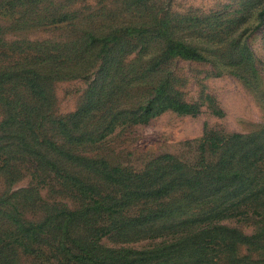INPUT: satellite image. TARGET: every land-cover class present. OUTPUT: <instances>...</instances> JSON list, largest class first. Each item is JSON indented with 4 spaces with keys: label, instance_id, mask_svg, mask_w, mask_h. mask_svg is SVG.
I'll return each instance as SVG.
<instances>
[{
    "label": "trees",
    "instance_id": "trees-1",
    "mask_svg": "<svg viewBox=\"0 0 264 264\" xmlns=\"http://www.w3.org/2000/svg\"><path fill=\"white\" fill-rule=\"evenodd\" d=\"M75 1L0 0V264H264V122L205 128L193 158L158 153L139 169L105 150L116 130L199 112L176 87V59L254 83L264 58L247 38L264 34V0L223 10L205 45L190 36L216 28L207 15L162 0L81 13ZM60 23L64 37L24 33ZM73 78L86 85L58 112L55 82Z\"/></svg>",
    "mask_w": 264,
    "mask_h": 264
},
{
    "label": "rangeland",
    "instance_id": "rangeland-1",
    "mask_svg": "<svg viewBox=\"0 0 264 264\" xmlns=\"http://www.w3.org/2000/svg\"><path fill=\"white\" fill-rule=\"evenodd\" d=\"M171 8L181 13L207 15L201 17L207 27L215 25L211 34L206 29L203 36H190L191 41L197 44H208L217 41V27L224 25L217 19L223 10H231L238 6L237 0H162ZM110 0H103L109 3ZM98 0H77L71 4L81 13L94 11L99 8ZM100 16L95 18L99 22L105 17L107 9H100ZM83 15V14H82ZM0 13V20L4 18ZM217 22H221L217 26ZM69 27L63 23L44 28L24 31L31 38L64 37ZM247 41L254 53L264 58L263 31L251 33ZM213 65L208 61L176 59L171 63V70L177 77L176 87L181 98L200 104L197 114H178L167 110L154 117L147 124H136L124 130H116L106 140L105 150L108 155L135 169L141 168L146 161L158 153L169 152L181 158H193L198 154V141L206 128L221 131L251 132L259 128L264 122V66L258 71L257 80L245 83L244 80L231 73L217 74L212 72ZM215 71V70H214ZM86 85L81 78L64 79L55 82L56 110L66 113L75 108L80 93ZM1 117V114H0ZM26 183V178L20 184ZM225 222L236 224L246 232H251L252 225L247 221L227 219ZM102 240L111 243L106 237ZM147 240L143 241L146 242ZM141 242V243H143Z\"/></svg>",
    "mask_w": 264,
    "mask_h": 264
}]
</instances>
